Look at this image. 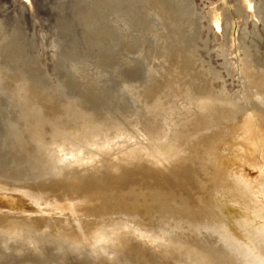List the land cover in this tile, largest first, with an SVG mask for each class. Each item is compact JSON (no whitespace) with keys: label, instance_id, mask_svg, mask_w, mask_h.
<instances>
[{"label":"bare ground","instance_id":"6f19581e","mask_svg":"<svg viewBox=\"0 0 264 264\" xmlns=\"http://www.w3.org/2000/svg\"><path fill=\"white\" fill-rule=\"evenodd\" d=\"M73 11L64 82L0 26V264H264V0Z\"/></svg>","mask_w":264,"mask_h":264},{"label":"rangeland","instance_id":"374dc122","mask_svg":"<svg viewBox=\"0 0 264 264\" xmlns=\"http://www.w3.org/2000/svg\"><path fill=\"white\" fill-rule=\"evenodd\" d=\"M74 1L75 0H60V2H58L57 0H33L35 10L33 13H31V12H27L26 9H21L18 6L17 0H0V16L4 15V17L0 18V26H4L6 28V25H8V28H6V30L4 31V33L8 35V39L10 38L9 46L7 45V48L10 47V50L14 53L13 57H11L12 58L11 62L9 63L10 60H8L7 61L8 64L4 65L7 63L4 61L2 63V66L3 67L5 66L4 67L5 69H9L10 67L12 68V66H14L15 68H20V66L24 64V60H29L31 62H34L39 57L38 55H41L43 57L41 59V61L43 62L42 64L44 67L47 68V69L45 68V70L48 72V73L45 72V74L47 73L50 78L51 77L53 78L56 75L55 74L54 76L50 75L53 74L52 67L50 66V64L52 63L51 59L57 61L58 63L61 62L64 63L65 56H67L65 57L68 58L67 60L73 59L75 53L74 52L75 47L79 48V45H81L80 47L86 46L84 49L86 48L88 49V45H86V43L87 41H88L87 44H89V42L91 43V39L95 36V35L93 36L95 32L92 31L91 32L92 34H89L88 32V34L86 35L83 33H87V32L83 31L80 24L74 23V26H72V22L79 17L78 14L74 15V11H73ZM202 6L203 9L201 13H203V16L205 17L203 29L209 32L208 35L209 38L212 39L211 41L214 47L213 48L214 51L222 53L221 48L217 47L218 44L213 42L214 40L213 32L209 30L208 22L206 20V15L204 14L207 11V7H206L207 1H205V4ZM56 11H59L61 13V17L58 23L56 22V18L53 16ZM240 24H242V22H240ZM242 29L243 28H241V30ZM239 30H240L239 26H236V29L234 30L235 37L239 33ZM96 33L99 34V32ZM81 34L86 36V39L83 36L86 42L82 40ZM87 36H89L88 39ZM97 36L98 35H96L95 37ZM76 37H78L79 39ZM75 39L77 42L75 41ZM1 40H2V30L0 29V41ZM94 41L95 43L98 42L96 38ZM221 41H223L222 35H221ZM73 42L77 43L78 46ZM92 43H93V39H92ZM73 46L75 47L73 48ZM65 48H66V53L68 51L69 55L68 54L66 55ZM67 49H71V50H67ZM90 50L87 51L88 55L87 54H86L87 56L85 55L87 58L92 56V54L96 52V51L93 52L94 49H92V51ZM69 51L74 52L73 55L71 54V52L69 53ZM4 59L7 60V57H5ZM105 66L108 67L107 65H104V68ZM35 69L36 68H33V70ZM48 76L46 77L48 78ZM53 79H52V83L55 81V79L54 80ZM58 79L61 78H57L56 76V81ZM62 79L65 81L64 78ZM64 81L59 80L57 81V83ZM2 108L0 106V110L5 111V109ZM1 114L2 112H0V115Z\"/></svg>","mask_w":264,"mask_h":264}]
</instances>
